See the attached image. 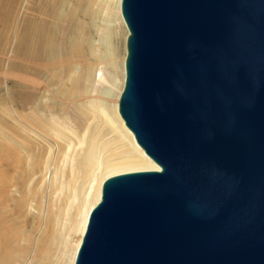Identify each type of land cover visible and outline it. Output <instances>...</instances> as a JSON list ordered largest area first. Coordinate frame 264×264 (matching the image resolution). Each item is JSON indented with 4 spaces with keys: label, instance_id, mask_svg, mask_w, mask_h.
<instances>
[{
    "label": "water",
    "instance_id": "obj_1",
    "mask_svg": "<svg viewBox=\"0 0 264 264\" xmlns=\"http://www.w3.org/2000/svg\"><path fill=\"white\" fill-rule=\"evenodd\" d=\"M118 110L158 167L107 175L73 264H264V0H120Z\"/></svg>",
    "mask_w": 264,
    "mask_h": 264
},
{
    "label": "rangeland",
    "instance_id": "obj_2",
    "mask_svg": "<svg viewBox=\"0 0 264 264\" xmlns=\"http://www.w3.org/2000/svg\"><path fill=\"white\" fill-rule=\"evenodd\" d=\"M93 4L94 0H0V234L4 239L0 256L7 253L0 264H39L45 248L51 250V260L55 254L50 242V210L55 206L49 169L43 176L40 158L46 150L57 148L45 129L47 123L77 129L83 122L77 99H68V67L79 56L76 76L80 86V77L92 62L91 45L97 42ZM35 23L39 28L36 36L46 43L51 35L53 43L42 46V66L25 69L21 64L23 40ZM103 71L105 81L100 85L108 79ZM19 72L29 73L33 79L25 81ZM102 138L113 135L106 133ZM14 141L19 144L18 155L17 144L13 143V149L6 146ZM68 172L66 167V177Z\"/></svg>",
    "mask_w": 264,
    "mask_h": 264
},
{
    "label": "bare ground",
    "instance_id": "obj_3",
    "mask_svg": "<svg viewBox=\"0 0 264 264\" xmlns=\"http://www.w3.org/2000/svg\"><path fill=\"white\" fill-rule=\"evenodd\" d=\"M93 5V19L98 23L95 26L97 42L91 45L92 62L80 77V86L79 77L76 76L80 67L79 56L68 67V99H77L76 104L79 103L83 122L77 129L60 122H49L45 128L51 133L54 145L58 148L55 151L46 150L45 157L42 155L40 158L43 176L49 169V191L51 203L55 206L50 210V242L55 245L56 250L52 260L49 248L41 250L43 259L39 264L74 263L89 210L99 199L102 180L107 175L128 169L159 166L137 142L118 110V97L124 81L125 39L128 33L120 11V0H94ZM38 34L39 28L35 23L30 26L23 40L21 64L25 69L36 70L42 66V46L49 47L53 43V36L50 35L51 40L44 43L45 40L36 36ZM35 37L37 40L34 41ZM103 69L107 72L108 79L105 85H100L105 81ZM19 75L25 81L33 79V75L29 73L19 72ZM106 133H111L113 138L103 139L102 136ZM57 140L61 142L58 143ZM13 143L17 144L15 153L18 155L17 142H7L6 146L13 149ZM54 152L56 153L52 155ZM66 167L69 170L67 177ZM1 237L0 234V241L4 242ZM1 246L2 243L0 248ZM6 256L7 253L1 255L0 260Z\"/></svg>",
    "mask_w": 264,
    "mask_h": 264
}]
</instances>
